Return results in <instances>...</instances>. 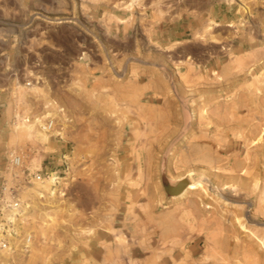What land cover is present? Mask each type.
Segmentation results:
<instances>
[{"label":"rangeland","instance_id":"rangeland-1","mask_svg":"<svg viewBox=\"0 0 264 264\" xmlns=\"http://www.w3.org/2000/svg\"><path fill=\"white\" fill-rule=\"evenodd\" d=\"M12 195L0 264H264V0H0Z\"/></svg>","mask_w":264,"mask_h":264},{"label":"built area","instance_id":"built-area-1","mask_svg":"<svg viewBox=\"0 0 264 264\" xmlns=\"http://www.w3.org/2000/svg\"><path fill=\"white\" fill-rule=\"evenodd\" d=\"M53 118L47 119L46 121H37V125L40 129L49 132L53 129ZM11 162L15 166L23 167V160L21 156L15 155L12 157ZM22 174L26 182L32 180H43L44 177L40 171L31 172L27 167H23ZM21 202L15 195L9 198H0V214L4 215L0 219V247L1 248H12V246H24L29 240V235L21 236L17 232V219L21 209Z\"/></svg>","mask_w":264,"mask_h":264},{"label":"bare ground","instance_id":"bare-ground-1","mask_svg":"<svg viewBox=\"0 0 264 264\" xmlns=\"http://www.w3.org/2000/svg\"><path fill=\"white\" fill-rule=\"evenodd\" d=\"M186 114V120H188V118H189V115L187 116V113H185ZM190 123V122H189ZM39 134H41V135H43V133H39ZM260 148V147H259ZM254 154V153H253ZM247 159H248V157H247ZM252 160V159H251ZM250 161V160H249ZM251 162V161H250ZM257 176V175H256ZM190 177V176H189ZM203 180H205L204 178H202ZM202 179H201V181H202ZM51 180H53V178H51ZM188 184H187V187H186V189L185 190H182L181 192H180V194H176V196L178 197V196H180L181 194L183 195V193L185 192V191H187V190H189V189H192V188H195L196 186H198L199 184H200V180H198V181H196V180H193V179H190V178H188ZM173 183V182H172ZM186 186V185H185ZM230 189L231 190H233V191H236L234 188H232V187H230ZM223 192V191H222ZM225 192V191H224ZM228 192V191H227ZM248 201V200H247ZM239 202V201H238ZM242 202V201H241Z\"/></svg>","mask_w":264,"mask_h":264},{"label":"water","instance_id":"water-1","mask_svg":"<svg viewBox=\"0 0 264 264\" xmlns=\"http://www.w3.org/2000/svg\"><path fill=\"white\" fill-rule=\"evenodd\" d=\"M182 182H180L181 184H180V186H183V185H185L187 182H186V180H181ZM179 191V190H178ZM177 191V192H178Z\"/></svg>","mask_w":264,"mask_h":264}]
</instances>
